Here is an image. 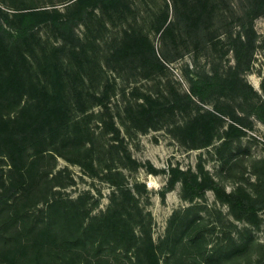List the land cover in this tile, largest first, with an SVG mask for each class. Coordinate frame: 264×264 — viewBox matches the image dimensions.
Returning <instances> with one entry per match:
<instances>
[{"label": "rangeland", "instance_id": "374dc122", "mask_svg": "<svg viewBox=\"0 0 264 264\" xmlns=\"http://www.w3.org/2000/svg\"><path fill=\"white\" fill-rule=\"evenodd\" d=\"M245 4L0 0L26 59L0 60L5 82L52 97L16 120L0 89V264H264V11Z\"/></svg>", "mask_w": 264, "mask_h": 264}, {"label": "trees", "instance_id": "16d2710c", "mask_svg": "<svg viewBox=\"0 0 264 264\" xmlns=\"http://www.w3.org/2000/svg\"><path fill=\"white\" fill-rule=\"evenodd\" d=\"M264 11V0H246V4L244 6V12L246 14V16H250L251 17H255L257 15L262 14ZM15 16L19 17L22 20H33L35 18V16L38 15L37 11L34 10H28V11H23L21 13H14ZM65 24V23H62ZM33 24H31V28H32ZM1 29H3V31L5 32V34H7L6 39L4 40V38H1V40H3V43L0 44V60H4L6 62L7 65H9V67L14 66L17 67L15 65V60L14 57L18 56L21 57L22 60L26 61L25 57H24V51L21 47H19L17 44V41H12L10 35H9V31L7 30L6 26L4 29V26L1 24ZM24 29H22L21 33H25L26 31H28L27 29H31L30 26L29 28L25 27V25H23ZM5 41V42H4ZM20 67V71H21ZM11 71V70H10ZM8 72V68H4L2 70H0V89L1 92H3V99L1 100L2 104L8 105V104H13L15 102H17L19 105V110L16 112V116H14L13 118L16 120H21V114L23 116L25 110L27 108H29L30 106H36L39 103H44V104H48L49 100L52 98L50 97L48 94L46 95H41V96H32L29 93H25L23 95V97H20L17 95V89L21 86H26V87H32V86H36L37 83L32 82V80H27L25 76H21L19 77L18 74H16L15 76H10V79L5 82L4 80V76L5 73ZM14 75V74H11ZM15 90L12 91L11 90ZM7 90V91H5ZM24 110V111H23ZM23 112V113H22ZM15 115V114H14ZM6 116V115H5ZM2 119V117H1ZM24 121V122H23ZM43 122V118H41V116H36V117H29L28 119H23L22 121H20L18 124H16V129L13 130V132L17 135H24V137H22V139L25 141L26 139L30 138V134H34L36 132V127H35V123H39L42 124ZM4 131H6V129L3 127V129H1L0 127V146L2 145H6L7 141L6 138L7 136L4 135ZM42 138V136L40 137ZM31 144H27L24 146V148H27V146L29 147ZM57 154V152H56ZM0 155H4V156H8V154H0ZM46 158H54V156H52V153H45L44 151L41 152H37L35 154H33V156L29 157L26 159L25 162H22V166L21 167H17V165L15 164V162L13 160L9 161V165L11 166L12 169L14 170H20L22 171L26 165L29 166L30 164H34L35 162H39L41 160H44ZM21 160V157L19 158ZM29 159V160H28ZM27 163V164H26ZM217 187V186H215ZM45 227H48L46 224H41V226H36V231L40 232L42 236H47V234H43V231L45 230ZM42 242H45L46 244H49L51 242V240L49 238L46 239H41Z\"/></svg>", "mask_w": 264, "mask_h": 264}]
</instances>
